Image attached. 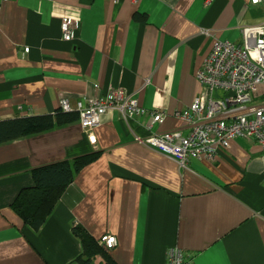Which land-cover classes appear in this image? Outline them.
<instances>
[{
	"label": "crops",
	"instance_id": "1",
	"mask_svg": "<svg viewBox=\"0 0 264 264\" xmlns=\"http://www.w3.org/2000/svg\"><path fill=\"white\" fill-rule=\"evenodd\" d=\"M59 17L75 20L70 42L60 39ZM263 19L264 4L250 0H0V120L117 87L146 109L133 121L107 112L94 144L77 119L0 143V264L73 261L82 252L74 226L114 235L116 264H164L174 245L187 264H264V156L255 141L236 137L212 159L185 163L134 141L182 128L171 113L200 92L194 73L213 39L239 44L242 27ZM153 109L165 117L150 126ZM93 151L40 227L25 224L12 203L32 186L31 170Z\"/></svg>",
	"mask_w": 264,
	"mask_h": 264
},
{
	"label": "built area",
	"instance_id": "2",
	"mask_svg": "<svg viewBox=\"0 0 264 264\" xmlns=\"http://www.w3.org/2000/svg\"><path fill=\"white\" fill-rule=\"evenodd\" d=\"M61 29L65 38L71 37L72 22L63 21ZM242 32L243 48L214 40L201 71L202 80L225 92L220 96V103L228 107V111L219 110L212 102L194 99L189 108L183 110L189 117L187 135H166L163 143L157 144L159 151L181 162L188 157L212 158L218 150L227 149L234 138L248 136L259 139L264 149V99L256 107L248 108L244 103L249 100V96L242 93L244 89H254L258 83H264V55H258L259 47H264V24L245 26ZM131 105L135 106L134 101H131ZM93 118L94 113L91 111L81 115L85 123ZM172 136L174 139L171 140ZM149 142L153 146L151 138ZM101 241L106 247L115 244V238L111 235H103ZM170 258L171 264H185L184 255L177 249Z\"/></svg>",
	"mask_w": 264,
	"mask_h": 264
},
{
	"label": "bare ground",
	"instance_id": "3",
	"mask_svg": "<svg viewBox=\"0 0 264 264\" xmlns=\"http://www.w3.org/2000/svg\"><path fill=\"white\" fill-rule=\"evenodd\" d=\"M110 1L113 2V3H116L118 0H110ZM251 4H253V5L264 4V0H256L255 2L252 0ZM67 20H70L72 22V28H73L71 37H69V38H65L64 37L63 30L61 29L62 22L63 21H67ZM59 22H60L59 23L60 39L63 40V41H66V42L72 41L74 39V36H75V29H76L75 20H73L72 18H68V17H59ZM262 24H264V19L260 23L253 24V25H247V26L255 27V26H260ZM216 39H218V38H214L213 41L216 40ZM213 41H212V43H213ZM219 42L220 43H228V44H231V45H233V46H235L237 48H243L244 47V35H243V32H242V29H241V42L239 44L231 42V41H228V40H220ZM259 50H260V52H259L258 55H264V52H263L264 51V47L263 48L259 47ZM24 52H28V48L27 47L24 48ZM208 55H209V52L205 56L201 66L198 69H196V71L194 73L195 78L197 79V81L199 82V84L201 86V90L193 98V100L194 99H200V100H203L204 102H207V103L212 102L217 107H219V110H221V111L226 113V110L228 111L229 108L228 107H224L220 103V96L222 94H224L225 92L222 89L216 87L215 85L209 84V83H207V82H205L204 80L201 79V78H203L201 76V71L203 69L204 62H205V60H206ZM237 75L238 74H236V77H237ZM94 88H96V85L94 86ZM228 92H231V91H228ZM242 93L248 94V96H249V100H247L244 103V105L246 107H248V108L256 107L258 105V103L261 100L264 99V83H258L254 89H244L242 91ZM193 100H192V102H193ZM131 101H134L135 106L131 105ZM191 103H190V105H191ZM130 106H132L133 108H130ZM189 106L187 108H185V109H188ZM185 109H183V110H185ZM56 110H60V111H64V112H74V113H76V115H77L76 119L78 120L81 129L86 134L88 140L92 144L95 143V138H94V134H93V128L96 127L98 124H100L101 118L107 112L116 111L126 121H133L134 119H139L146 112V109L143 107V105L140 103V101L138 100V98L134 94L129 93L127 90L122 89V88H118V87L117 88H110L107 91V93H105L103 96H98V95L95 94V95H93V96H91L89 98L82 97V98H80V99H78L76 101L74 106H72L70 104V102H69V100L67 98L61 97L58 100V107L55 109V111ZM183 110L182 109H176V110H174L171 113L172 116L180 119L183 122L184 125H183L182 128L172 129V130H168V131H164V132H160V133L152 132L151 133V137H148L150 135L141 136V135H137L136 134V135H134V141H136V142H138V143H140V144H142V145H144L146 147H149V148H152V149H155V150L159 151L158 148H157L158 147L157 144L158 143H163V140L166 139V135L174 133L178 137H185L187 135V133H188V130H189V117L184 113ZM55 111L52 112V113H48V114H54ZM87 111L93 112L94 113V118L90 119L88 123L87 122L85 123V122H83L81 120V115L82 114L85 115L87 113ZM150 114H151V119H150V123H149L150 126L152 124H154V123L162 122L164 117H165V113L160 111L159 109H153ZM149 138L152 139V141H153L152 145L153 146H150ZM170 139L171 140L174 139V136H172ZM248 139H251V140L255 141L261 147L262 152L264 153L263 145L259 141V139H257L254 136H248ZM218 151H220V150H218ZM95 153L98 156V152H95V151L87 153L85 155H90V154H95ZM216 153H214V155ZM85 155H82V156H85ZM165 155H167V154H165ZM214 155H213V157H214ZM97 156H96V158H97ZM167 156L172 157L170 155H167ZM172 158L176 159L175 157H172ZM188 158H193V157H188ZM199 158H201V157H199ZM212 158H208V159H212ZM187 159L184 162H181L178 159H176V160L181 162V163H185L187 161ZM64 160H66V159H64ZM94 160H92V161H94ZM104 235H110V234H104ZM102 236L103 235H101V237ZM111 236L114 237V235H111ZM101 237L98 238V241H99V243L102 246H104V248L106 250L109 251L111 248H113L116 245V239H115V244L112 247H106L104 245V243L101 241ZM80 243H81V240H80ZM81 246H82V243H81ZM176 249L179 250L184 255V251L180 247H178L176 245L171 246V247L168 248V250L166 252V261H165L164 264H171V258L170 257L172 255V252L174 250H176ZM184 259H185V264H187L188 263V259L185 256H184ZM73 261H71V262H73ZM94 262L96 264H104V261L102 259L100 261H97V262L94 260Z\"/></svg>",
	"mask_w": 264,
	"mask_h": 264
},
{
	"label": "trees",
	"instance_id": "4",
	"mask_svg": "<svg viewBox=\"0 0 264 264\" xmlns=\"http://www.w3.org/2000/svg\"><path fill=\"white\" fill-rule=\"evenodd\" d=\"M141 17L138 18L142 19ZM76 118L74 112L56 110L54 114L3 119L0 120V143L46 131L54 124H63ZM96 156L95 153L33 168L32 186L20 191L12 203V209L23 218L25 224L38 229L63 194L65 187L72 182L74 175ZM72 231L81 240L82 253L67 264H96L94 260L98 256L104 264H116L108 250L84 228L74 226Z\"/></svg>",
	"mask_w": 264,
	"mask_h": 264
}]
</instances>
